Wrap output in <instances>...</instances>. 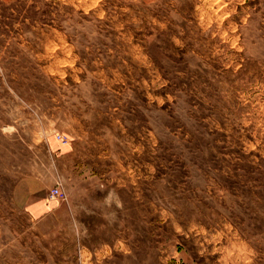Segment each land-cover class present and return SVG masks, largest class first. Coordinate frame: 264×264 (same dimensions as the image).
Here are the masks:
<instances>
[{"label": "rangeland", "instance_id": "obj_1", "mask_svg": "<svg viewBox=\"0 0 264 264\" xmlns=\"http://www.w3.org/2000/svg\"><path fill=\"white\" fill-rule=\"evenodd\" d=\"M0 264H264V0H0Z\"/></svg>", "mask_w": 264, "mask_h": 264}, {"label": "crops", "instance_id": "obj_2", "mask_svg": "<svg viewBox=\"0 0 264 264\" xmlns=\"http://www.w3.org/2000/svg\"><path fill=\"white\" fill-rule=\"evenodd\" d=\"M26 181H27V179L21 180L19 185H16L15 195H18V197L22 198V201L25 198L27 200H29V202L34 201L33 203H39L40 201H42L43 200V194H42L41 190H43V189H41L40 191L37 189H33L31 186H29V182H28V184L25 185ZM30 181H31V179H30ZM33 203H30V204H33Z\"/></svg>", "mask_w": 264, "mask_h": 264}, {"label": "built area", "instance_id": "obj_3", "mask_svg": "<svg viewBox=\"0 0 264 264\" xmlns=\"http://www.w3.org/2000/svg\"><path fill=\"white\" fill-rule=\"evenodd\" d=\"M47 194H49L50 199H55V197H63V193L58 187L51 188Z\"/></svg>", "mask_w": 264, "mask_h": 264}]
</instances>
